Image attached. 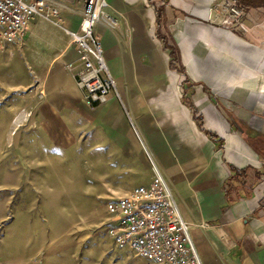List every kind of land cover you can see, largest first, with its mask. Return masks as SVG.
I'll use <instances>...</instances> for the list:
<instances>
[{
    "label": "crops",
    "instance_id": "crops-1",
    "mask_svg": "<svg viewBox=\"0 0 264 264\" xmlns=\"http://www.w3.org/2000/svg\"><path fill=\"white\" fill-rule=\"evenodd\" d=\"M106 1L109 19L93 31L121 101L111 95L91 106L83 99L79 54L62 28L34 18L21 38L38 78L30 92V151L73 155L77 186L89 184L105 202L149 184L155 167L202 264H264V181L248 170L233 202L223 191L230 166H264L263 7L246 10L241 29L224 21L225 0ZM59 6L62 24L79 30L85 0ZM158 24L176 43L185 73L170 68ZM115 248L119 259L109 264H150Z\"/></svg>",
    "mask_w": 264,
    "mask_h": 264
},
{
    "label": "rangeland",
    "instance_id": "rangeland-1",
    "mask_svg": "<svg viewBox=\"0 0 264 264\" xmlns=\"http://www.w3.org/2000/svg\"><path fill=\"white\" fill-rule=\"evenodd\" d=\"M28 50L0 37V264H109L118 254L105 230L106 202L89 184L77 186L73 155L30 151L38 78Z\"/></svg>",
    "mask_w": 264,
    "mask_h": 264
},
{
    "label": "built area",
    "instance_id": "built-area-1",
    "mask_svg": "<svg viewBox=\"0 0 264 264\" xmlns=\"http://www.w3.org/2000/svg\"><path fill=\"white\" fill-rule=\"evenodd\" d=\"M63 0H0V37L7 43L21 40L30 22L41 18L62 28L75 45L81 63L75 75L83 99L91 106L113 95L121 101L117 83L104 57V49L93 31L105 13L106 0H85L84 16L77 31L66 28L60 20ZM226 23L244 29L245 8L238 0H225ZM106 234L115 247L127 250L150 264H202L173 193L154 167L147 185L134 187L126 195L109 199Z\"/></svg>",
    "mask_w": 264,
    "mask_h": 264
},
{
    "label": "trees",
    "instance_id": "trees-1",
    "mask_svg": "<svg viewBox=\"0 0 264 264\" xmlns=\"http://www.w3.org/2000/svg\"><path fill=\"white\" fill-rule=\"evenodd\" d=\"M238 1L246 10H248L249 8L264 7V0H238ZM159 18L160 16H159V11H158V23H160ZM156 35L163 41L164 47L170 50V57H171L170 68L173 70H177L179 72L185 73L184 66L180 62L178 47L176 43L174 42V40L172 39V37L170 35H165L164 33H162L161 30L159 29V24H158V30L156 32ZM185 80H188V77H186ZM203 90L207 92L208 95L210 96V99L214 103H216L215 98L213 97V95L211 94V92L208 90V88L205 85H203ZM184 102L191 109L193 113V117L197 120L198 125L202 127L203 126L202 117L201 115H197L198 111L195 108L191 99L188 96L186 97L184 96ZM205 132L209 134L211 137H213V134L210 133L209 131L205 130ZM248 143L252 147L255 148L254 144L249 139H248ZM248 170L252 171L254 176L257 179H261L264 181V166H263V170H256L251 167H244L242 169H237L233 166H230V174L228 178L226 179L224 183V187H223V191L227 198L228 203L233 202L238 196L237 195L238 188L240 184H243V180L246 178Z\"/></svg>",
    "mask_w": 264,
    "mask_h": 264
}]
</instances>
